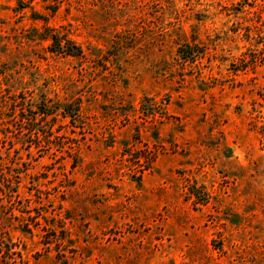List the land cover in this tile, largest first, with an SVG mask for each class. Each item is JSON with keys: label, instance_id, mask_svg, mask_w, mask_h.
Masks as SVG:
<instances>
[{"label": "rangeland", "instance_id": "rangeland-1", "mask_svg": "<svg viewBox=\"0 0 264 264\" xmlns=\"http://www.w3.org/2000/svg\"><path fill=\"white\" fill-rule=\"evenodd\" d=\"M0 264H264V0H0Z\"/></svg>", "mask_w": 264, "mask_h": 264}, {"label": "trees", "instance_id": "trees-1", "mask_svg": "<svg viewBox=\"0 0 264 264\" xmlns=\"http://www.w3.org/2000/svg\"><path fill=\"white\" fill-rule=\"evenodd\" d=\"M51 52L63 53V55L78 56L81 54V49L72 41L59 37L58 35L51 36V44L49 46Z\"/></svg>", "mask_w": 264, "mask_h": 264}]
</instances>
